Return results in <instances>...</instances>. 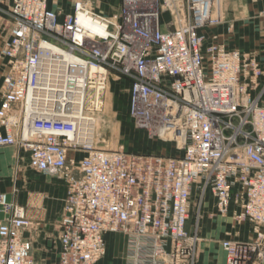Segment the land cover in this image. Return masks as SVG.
Wrapping results in <instances>:
<instances>
[{
  "label": "built area",
  "instance_id": "obj_1",
  "mask_svg": "<svg viewBox=\"0 0 264 264\" xmlns=\"http://www.w3.org/2000/svg\"><path fill=\"white\" fill-rule=\"evenodd\" d=\"M218 1L121 0L110 17L93 0L65 15L48 0L0 9V148L63 182L58 264L98 263L111 234L125 236L126 264H196L207 191L217 215L251 226L248 240H221L225 264L263 261L264 69L205 33L224 20ZM112 79L168 153L95 147ZM0 214V264H34L24 209L0 192Z\"/></svg>",
  "mask_w": 264,
  "mask_h": 264
},
{
  "label": "rangeland",
  "instance_id": "obj_2",
  "mask_svg": "<svg viewBox=\"0 0 264 264\" xmlns=\"http://www.w3.org/2000/svg\"><path fill=\"white\" fill-rule=\"evenodd\" d=\"M7 1L8 0H3L0 4V9H3L4 3ZM217 3L224 15V20L217 27L223 29L225 20L235 22V29L232 35L227 37V46L246 53L255 52L264 61V9H262V1L219 0ZM162 20H168V15L163 16ZM127 99L128 84H120L115 81V79H112L105 93L103 109L97 115V118L100 117L105 120L107 128L100 132L99 139H97L96 129L95 147L115 150L123 146L126 149L138 148L148 151H154V148H156V152L158 153H168L170 151L168 147L162 145L160 141L150 137L147 132L137 126L129 112ZM0 152L4 153L11 161L8 165L10 172L8 182L11 184L17 181L16 173L18 170L20 176L26 178L27 183L29 182L27 178L30 173L36 175V180L38 182L47 181V179L39 173L28 168L26 153H23L21 159L19 158V162L15 164L13 161V153L10 148H0ZM28 187L29 184H26L25 190H27ZM17 192L18 190H16L14 194H17ZM213 214L214 215H210L207 218L200 217L199 231L203 239H200L198 244L196 264H217L219 261V256L217 257L215 252L210 248H208L205 254H203L200 249L202 244L212 240V234H215L217 231H224L225 236L229 239L248 240L251 238V228L246 223L235 224L232 221L231 211L225 215ZM196 216L197 200L194 195H191V209L188 225L190 228L196 225ZM224 234H220V238H223ZM122 243L121 241L117 243L119 246L118 250L121 248ZM121 253L122 252L119 253L120 256ZM219 253L222 256L220 251ZM201 255H204V257H202L204 259L202 260ZM120 256L118 255L116 258L120 259ZM222 264H224V262H222Z\"/></svg>",
  "mask_w": 264,
  "mask_h": 264
},
{
  "label": "crops",
  "instance_id": "obj_3",
  "mask_svg": "<svg viewBox=\"0 0 264 264\" xmlns=\"http://www.w3.org/2000/svg\"><path fill=\"white\" fill-rule=\"evenodd\" d=\"M75 0H48V7L54 11H58L61 15L70 14L73 11V2ZM262 1V9H264V0ZM3 0H0V4ZM12 3V0H8L4 3L3 9H7ZM94 11L98 15L104 17H110L115 14L121 4V0H93ZM235 29V22L230 20H225V26L223 29L215 27L212 30H208L205 33L207 35H217L219 42L225 44L229 49H234L227 46V37L231 36ZM2 38H6V34L2 35ZM0 39V47H1ZM242 53L244 51L238 50ZM246 54L253 55L256 60L261 64L264 69V61L255 53L248 52ZM4 61L0 58V88L2 85V73L4 70ZM260 84L264 85V77L260 79ZM1 99V90H0ZM13 153V161L15 164L21 159L23 152L18 153L14 148H10ZM72 156V154H70ZM27 165L29 167V158L27 155ZM11 163L10 159L0 152V192L6 193L9 200L15 205L22 207L26 213V216L32 222V228H29L23 232V237L25 239H30L32 242V259L34 264H58V257L55 250L58 237V225L64 204L65 198V187L62 181L56 179L52 176L42 175L47 181L38 182L36 180V175L30 173L28 176L29 182L24 176H20L19 170L16 173L17 181L12 184L8 182V177L10 175L8 165ZM32 170V169H31ZM29 184L27 190H25V185ZM18 190L17 194H14ZM192 195L198 200V194L193 189ZM215 204L213 196L210 191H207L204 199L201 211V216L207 218L210 215H214ZM2 215L0 214V220ZM189 225V222H188ZM250 228L251 226L247 224ZM188 230L191 228L188 226ZM215 232V231H214ZM224 231H217L212 234V240L205 242L201 246V252L205 254L210 248L215 252L217 257L219 256V261L217 264H225V254L220 246L222 239L227 238ZM220 234H224L223 238H220ZM200 238L202 235L200 233ZM218 238V239H217ZM240 240V239H238ZM123 242L121 248L118 250V242ZM218 242V243H217ZM106 253L105 256L96 264H126L124 259V253L126 251V238L122 234H111L105 236ZM220 249V250H219ZM221 252L222 256L220 255ZM120 252L121 256H120ZM120 256V259L116 257ZM204 255H201V260ZM223 260V261H222Z\"/></svg>",
  "mask_w": 264,
  "mask_h": 264
},
{
  "label": "bare ground",
  "instance_id": "obj_4",
  "mask_svg": "<svg viewBox=\"0 0 264 264\" xmlns=\"http://www.w3.org/2000/svg\"><path fill=\"white\" fill-rule=\"evenodd\" d=\"M95 125H96V129H97V139H99V136H100V132H102L106 127V122L104 119L102 118H97L96 119V122H95Z\"/></svg>",
  "mask_w": 264,
  "mask_h": 264
},
{
  "label": "water",
  "instance_id": "obj_5",
  "mask_svg": "<svg viewBox=\"0 0 264 264\" xmlns=\"http://www.w3.org/2000/svg\"><path fill=\"white\" fill-rule=\"evenodd\" d=\"M261 264H264V259H263V261L261 262Z\"/></svg>",
  "mask_w": 264,
  "mask_h": 264
},
{
  "label": "trees",
  "instance_id": "obj_6",
  "mask_svg": "<svg viewBox=\"0 0 264 264\" xmlns=\"http://www.w3.org/2000/svg\"><path fill=\"white\" fill-rule=\"evenodd\" d=\"M156 147V146H155ZM128 149V148H127ZM156 149V148H155Z\"/></svg>",
  "mask_w": 264,
  "mask_h": 264
}]
</instances>
